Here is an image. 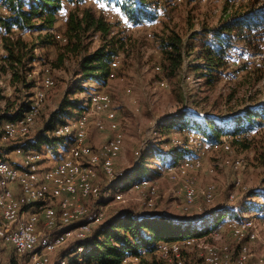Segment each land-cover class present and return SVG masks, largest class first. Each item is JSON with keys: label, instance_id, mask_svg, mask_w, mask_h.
I'll return each mask as SVG.
<instances>
[{"label": "rangeland", "instance_id": "374dc122", "mask_svg": "<svg viewBox=\"0 0 264 264\" xmlns=\"http://www.w3.org/2000/svg\"><path fill=\"white\" fill-rule=\"evenodd\" d=\"M262 1L264 0H175L167 9V15L160 10L157 20L141 25L130 23L113 3L102 2L96 6L95 3H99V0H85L78 5L65 2L53 28L37 27L11 34L14 41L21 38L30 44L42 45L35 50L38 59L28 66L30 77L36 84L29 92H34L35 86H38L37 90H44L45 98L29 138L24 139L25 143L22 145L27 143V147L33 148L30 141L39 135H47L56 125L70 123L80 114L82 110L78 108L72 116H57L54 126L46 130L54 113L65 101H77L78 105L87 108L91 94L104 91L111 97L109 113L123 134L120 152L113 160V175H107L100 163L95 168V182L101 187V195L97 198L76 196L69 199L70 207L87 212L93 208V212L99 213L100 218L92 227L97 229L96 225H104L126 209L141 214L162 213L190 224L197 222L202 225L207 221L211 225L219 221L213 228L217 232L212 236V230L206 233L203 241L213 243L217 248L227 246L234 264L237 240L225 223L231 218H242L243 214L264 212V123L241 135L224 136L232 146L231 151L200 138L195 144H188L192 152L184 157L197 155L202 162L189 171L176 172L175 178L164 171L165 164L169 162L160 161L152 153L156 149L166 151L186 143L187 130L165 126L168 117L172 115L186 110L198 118L208 116L218 120L232 117L246 108L264 102V35L254 36L248 42L249 45L247 42L236 41L229 48L226 64L213 72L212 82L207 81L212 79L211 76L206 78L201 75L202 72H208L207 69H193L194 65H202L198 55L213 39L214 29L242 11L260 6ZM90 4L114 25L113 33L123 44L122 51L111 63L113 74L105 83L81 79L78 74L80 56L66 57L61 66L57 60L64 43L62 36L66 18L76 6L82 8L89 7ZM47 32L53 34L54 38L47 37ZM3 35L8 34L0 29V39ZM168 35H178L184 44L183 64L173 76L166 72L165 56L160 47V40ZM98 45L99 38H96L91 47L94 49ZM5 55L6 50L0 43V59ZM45 75L52 77L53 86L43 85ZM2 76L0 126L27 101L25 95L17 94L11 84L9 69L7 72L3 71ZM97 118L105 122L106 128L98 130L92 122L86 142L92 150L99 152L113 136V131L109 128V119L105 116ZM71 141L72 138L67 137L65 143L55 146L42 142L36 149L47 159L48 164L53 165L57 162L55 158L62 150L69 148ZM0 147L14 158L17 149L23 150L18 141L0 140ZM236 159L241 164L236 165ZM137 170H143L141 178L150 179L156 188L157 194L153 197L151 207L148 206L151 197L147 187L136 191L115 187L122 182L124 187L129 186L132 179L130 175ZM119 174L123 178L118 179ZM186 185H193L197 191L195 201L189 206L183 204ZM210 185H215L216 193L213 201L208 202L203 194ZM120 189L122 192L119 193ZM211 215L214 217L210 218ZM256 232L263 237L264 226L257 227ZM256 240L248 244L253 260L250 259L247 264H258L259 257H264V241L260 238ZM73 241L71 237L69 244L72 245ZM68 248L52 254L51 264H60L63 256L69 253ZM195 252L193 249L186 253L187 262L195 259ZM12 254H15L13 247L8 244L3 251V261L17 263L11 257ZM151 254L144 256V263L155 264L154 258L151 260ZM76 259V256L71 258V262ZM20 261L22 264H30L29 257H23Z\"/></svg>", "mask_w": 264, "mask_h": 264}, {"label": "trees", "instance_id": "16d2710c", "mask_svg": "<svg viewBox=\"0 0 264 264\" xmlns=\"http://www.w3.org/2000/svg\"><path fill=\"white\" fill-rule=\"evenodd\" d=\"M84 1L0 0L2 7L7 10L6 12L0 11V27L5 34H8L3 35L0 39L2 47L6 50V55L0 59V72L3 74V71L7 72L9 69L11 73L10 81L15 91L17 94H24L27 100L19 106L15 114L6 120L19 118L33 104L38 86H35L34 92H29L35 83L30 77L28 66L38 59L35 50L42 46L30 44L21 38L14 41L11 34L16 31L37 27L41 29L53 28L65 2L78 5ZM100 1L109 4L113 3L130 23L141 25L157 20L160 10L163 11L164 15H167V9L175 0ZM94 9L95 7L92 4L89 7L82 8L76 6L69 13L62 36L64 43L61 46L57 60L58 65L61 66L66 57L80 56L78 74L81 79L105 83L113 74L111 63L114 57L122 51L123 44L121 39H117L113 33L114 25L106 19L103 13H97L96 9ZM212 33L213 39L201 49L198 55L202 65L197 64L194 65L195 68L193 67L195 71L207 69L208 72H202L201 75L206 78L211 76L212 79H207L208 82L214 80L213 72L226 64L225 59L228 57L229 48L236 41L247 42L249 45L251 38H254V36L259 35L261 37L264 35V1H262L260 6L248 8L233 16L230 20L224 21ZM46 36L54 38L53 34L48 32ZM96 38H99V45L92 49L91 46ZM43 43L44 41L41 44ZM160 47L165 56L166 72L168 75L173 76L183 64L182 49L184 44L178 35H168L160 40ZM84 108L85 106L81 107L77 101H65L61 104L60 109L54 113V118L49 121L46 130L54 126L55 117L62 115L72 116L76 109L83 111ZM263 123L264 102L255 107L246 108L242 113L235 114L232 117H223L218 120L208 116L198 118L192 113L183 110L168 117L165 126L180 130H193L204 136L209 143L218 144L217 142L225 140L224 136L226 135H241L250 129L259 127ZM66 124L60 126H65ZM57 127L58 125L53 127L52 130L47 132V135H39L38 138L30 141V146H33V148L27 147V143L22 145V143H25L24 141L19 143L23 146V150H34L37 152L39 151L36 148H39L42 142L54 146L59 143H65L69 135H56L55 129ZM188 152H192V149L188 146L186 138V143L183 142L180 146H173L166 151L156 149L152 154L157 156L160 161L174 163L180 157L185 158L184 156L188 155ZM143 174V170H137L131 173L132 179L129 182L131 183L129 186L124 187V182H122L115 185V187L120 186L122 189H127L133 183L145 179V177L141 178ZM213 217L214 215H211L210 218ZM218 223L219 221H215L210 225L206 221L202 225L197 222L190 224V222L177 221L162 214H141L131 209H126L104 225L100 224L97 229H95L96 227L92 229V235L81 242L84 247V252L82 253L85 257L84 264H148V262L144 263V256L152 253L161 242L181 240L188 236H203L213 230ZM144 250L146 251L145 255L142 254ZM63 257H66V255ZM127 257H134L137 260L133 259L130 262H124ZM71 258L73 257H68V264H75L76 261L71 262ZM155 264L158 263L156 262Z\"/></svg>", "mask_w": 264, "mask_h": 264}, {"label": "bare ground", "instance_id": "6f19581e", "mask_svg": "<svg viewBox=\"0 0 264 264\" xmlns=\"http://www.w3.org/2000/svg\"><path fill=\"white\" fill-rule=\"evenodd\" d=\"M95 4L96 6L99 5V3ZM0 6L2 7L1 4ZM0 11L6 12L4 10ZM42 82L45 87L54 85V81L50 75L49 78H47V75L43 76ZM2 85L3 76L0 72V88ZM44 98V90L38 89L33 100V107L31 106L28 109L29 113H27V110L15 120H4L0 126V140L3 142H21L24 139H28ZM89 103V106L74 120L65 126H58L55 129L56 135L63 136L67 134L69 138L73 139L72 143L69 144V148L62 150L61 152L64 153L61 154L60 152L57 158H55L57 159L55 164H48L40 152H32L34 150L17 149L15 151H20L19 171L27 170L28 155L29 162L32 163L33 174H26L25 176V187L28 189V196L30 197L26 202H21V198H14L12 196V177L5 171L7 161H0V233H5L9 230V223H5V221L17 219V222H12L13 233H22L23 235L32 237V240H39L38 246L30 250V264H33V258H39L42 251L48 249V262L40 264H51L52 254L68 247L69 253L60 260V264H68V257L74 256L77 257L75 264H84L85 257L82 254L84 247L81 245V242L87 238L85 236L90 235L93 229L92 226L99 220L100 215L98 212L89 213V211L87 212L80 208L70 207L69 199L76 196L97 198L101 195L100 187L95 182V168L98 159L105 173L112 176L113 160L120 152L123 141V134L109 113L111 107L110 95L104 91L96 92L91 94ZM99 116H105L109 119V122H111L109 128L113 131V136L104 145L103 149L97 152L92 150L87 144L86 139L89 125L92 122L98 130L106 128L105 122L97 118ZM77 138H79L77 145H74ZM186 138L189 145L195 144L199 138L205 140L204 136L193 130L187 132ZM214 146L221 147L227 151L232 150L231 145L226 140L214 144ZM69 153H72L69 157V163H65L63 160L67 158ZM3 156L11 155L3 151ZM200 160V157L197 155L180 158L174 163L165 164L164 171L171 178H175V174L178 171L186 172L198 167L201 164ZM235 163L238 165L241 164V161L236 159ZM117 178L121 179L123 175L119 174ZM152 184L150 179L145 178L133 183L129 187V190L136 191L142 187H147L151 197L148 201V206L151 207L153 205V197L157 194L156 188ZM121 189L118 190L119 193L122 192ZM54 190L59 192L47 196L43 205V211L33 217L32 212L37 207V203H42V194H50ZM215 193V185H210L203 194L204 199L208 202L213 201ZM196 197L197 191L195 187L193 185H186L183 204H188L189 206L195 201ZM187 208L184 207V209ZM8 209H10L9 212ZM78 213H89L86 216V221H78ZM71 222H73L72 225ZM226 223H234L232 227H228L236 238L238 245L234 264H247L250 262L252 256L248 244H251L252 241L258 238L264 241V235L260 237L256 232L257 227L264 226V213L253 212L249 215L243 214L242 218H231ZM54 229L57 230L49 232ZM216 230L213 229L211 233L209 232L210 236L215 234ZM47 232L49 233L47 234ZM46 234L47 238L45 239ZM71 237L74 240L72 245L69 244ZM205 238V235L199 237L188 236L181 240L161 242L152 252V254L157 252V254H154V262L158 264H232L227 246L217 248L213 243L204 242ZM184 239L191 242H188L186 247L177 255L176 248L162 249L164 243L176 244L182 242ZM8 244L12 245L15 254H19V247H17L16 243L7 242ZM193 249L196 251L194 255L195 259L192 262H187L185 255ZM142 254L145 255L146 251H142ZM0 257H3L2 240H0ZM133 259L137 260L134 257H127L124 262H130ZM258 264H264V257H259Z\"/></svg>", "mask_w": 264, "mask_h": 264}, {"label": "built area", "instance_id": "2783aa9c", "mask_svg": "<svg viewBox=\"0 0 264 264\" xmlns=\"http://www.w3.org/2000/svg\"><path fill=\"white\" fill-rule=\"evenodd\" d=\"M100 3L102 4V1L99 0V4ZM103 3H105V2H103ZM0 10L7 11L1 6H0ZM0 29L3 30L2 28H0ZM3 33H4V30H3ZM47 78H49V75H47ZM27 113H29V110ZM12 125H13V123H12ZM13 126L15 127V125H13ZM78 139L79 138H77V140L74 142V145H77ZM217 143H221V141H219ZM211 144H214V143H211ZM32 152H35V151H32ZM14 154H15L16 158L12 157V155L11 156H3V149H2V147H0V161H7V168L5 169V171L7 172V174L10 177H12V196L14 198H21V202H26L27 200L30 199V197L28 196V189H26V187H25V176H26V174H33L32 163L29 162V155H28L27 170L26 171H19L20 151H17ZM70 154H72V153H69L67 158L63 160L65 163H69ZM98 165H100L99 159H98L96 166H98ZM56 192H59V191L54 190L53 193L42 194V203H37V207H35V209L32 212L33 217L37 213L43 211V205L45 204L46 197L50 196L51 194H54ZM9 211H10V209H8V212ZM89 213H94L93 208H91L89 210ZM88 214H79L78 213V221H86V216ZM57 215H60V214H57ZM96 220H98V219H96ZM12 222H17V219H11V221H5V223H9V230H7L5 233H0V240H2L3 251H4V249L7 248V242H14L17 244V247H19V254H12L11 257L15 261H18V262L17 263H13V262L5 263L3 261V257H0V264H22V262L20 260L23 257H29L30 258L31 248L38 246L39 240H32V237H28V235H23L22 233H13ZM72 223L73 222H71V225H72ZM225 224L228 227H232V224H234V223H225ZM88 228H89V225H88ZM54 230H56V229H54ZM54 230L49 231V232H54ZM49 232H47V234ZM47 234L45 236V239L47 238ZM91 235H92V233L90 232L89 236H91ZM85 237H88V236H85ZM188 242H191V241H185V239H184L182 242H179L176 244L164 243L162 249H164V248H176V255H177L179 252L182 251L183 248L186 247ZM154 254H157V252L151 254V260L153 259ZM48 255H49V249L46 251H42V254L40 255L39 258H33V264H40L42 262H48Z\"/></svg>", "mask_w": 264, "mask_h": 264}, {"label": "crops", "instance_id": "0c3cea01", "mask_svg": "<svg viewBox=\"0 0 264 264\" xmlns=\"http://www.w3.org/2000/svg\"><path fill=\"white\" fill-rule=\"evenodd\" d=\"M47 161V160H46ZM49 163V162H48ZM46 164V163H45ZM244 207V206H243ZM262 213H264V212H262ZM145 214H154V213H148V212H145ZM159 214V213H158ZM160 214H162V213H160ZM100 224V223H99ZM101 224H103V223H101ZM96 226H98V225H96ZM95 227H93V229H94Z\"/></svg>", "mask_w": 264, "mask_h": 264}, {"label": "water", "instance_id": "95a60500", "mask_svg": "<svg viewBox=\"0 0 264 264\" xmlns=\"http://www.w3.org/2000/svg\"><path fill=\"white\" fill-rule=\"evenodd\" d=\"M162 215H164V214H162ZM166 216V215H165ZM177 221H181V220H177ZM182 222H186V221H182Z\"/></svg>", "mask_w": 264, "mask_h": 264}]
</instances>
